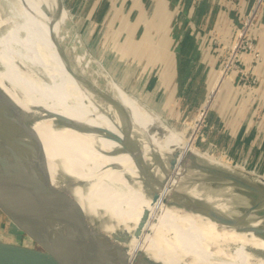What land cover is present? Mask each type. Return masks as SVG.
Here are the masks:
<instances>
[{
	"label": "bare ground",
	"instance_id": "6f19581e",
	"mask_svg": "<svg viewBox=\"0 0 264 264\" xmlns=\"http://www.w3.org/2000/svg\"><path fill=\"white\" fill-rule=\"evenodd\" d=\"M73 30L57 0H0V89L36 131L54 193L132 256L140 251L162 264L264 263V236L166 204L179 188L201 195L195 186L180 184L189 171L185 151L230 172L245 168L198 151L182 129L163 124L138 99L123 95ZM116 100L128 110L129 121ZM196 117L198 125L202 115ZM0 137L6 140L1 130ZM163 177L152 201L145 186Z\"/></svg>",
	"mask_w": 264,
	"mask_h": 264
},
{
	"label": "water",
	"instance_id": "95a60500",
	"mask_svg": "<svg viewBox=\"0 0 264 264\" xmlns=\"http://www.w3.org/2000/svg\"><path fill=\"white\" fill-rule=\"evenodd\" d=\"M57 6L68 13L63 0H57ZM58 49L68 58L60 43ZM114 103L122 118L129 121L128 110L117 100ZM69 125L76 128L73 122ZM0 130L6 138L0 137V233L9 237L0 238V264H162L146 258L140 251L130 255L125 246L78 215L64 195L54 193L36 131L1 89ZM102 131L120 141L114 132ZM183 158L189 161V171L180 184L195 186L201 195L179 188L175 199L167 205L264 236V174L238 175L199 160L190 151H185ZM175 162L174 151L168 159L170 169ZM165 182L163 177L154 179L153 186H145L152 201L159 197L156 185L163 186ZM216 203H223L224 208L218 209ZM140 225L137 224L134 234Z\"/></svg>",
	"mask_w": 264,
	"mask_h": 264
},
{
	"label": "crops",
	"instance_id": "0c3cea01",
	"mask_svg": "<svg viewBox=\"0 0 264 264\" xmlns=\"http://www.w3.org/2000/svg\"><path fill=\"white\" fill-rule=\"evenodd\" d=\"M101 1L91 0L90 12L84 15L88 38H102L119 58L136 65L137 74L147 75L146 87L155 90L170 119L194 116V120L220 62V52L208 33L214 32L224 42L230 40L237 23L231 2L104 0L103 13L94 18L92 12ZM247 4L244 1L242 9ZM263 31L264 6L252 31L256 48L264 55ZM241 60L257 75V81L251 86L222 85L206 114L203 138L232 158L245 157L249 166L264 174V60L254 61L249 52ZM104 67L112 73L106 64ZM152 74L156 79L149 86ZM143 105L150 108L152 104L145 100ZM155 105L156 110L150 109L160 115Z\"/></svg>",
	"mask_w": 264,
	"mask_h": 264
},
{
	"label": "rangeland",
	"instance_id": "374dc122",
	"mask_svg": "<svg viewBox=\"0 0 264 264\" xmlns=\"http://www.w3.org/2000/svg\"><path fill=\"white\" fill-rule=\"evenodd\" d=\"M63 3L65 7L68 9V15L69 17H71L72 26L74 27L76 31L79 32L80 36H82V38L85 39V42L87 43L86 45L92 52V55L99 61V63H101L103 66H105L106 64L108 68L111 69L112 73H110V75L113 78V81H115L116 84L118 85L123 95L130 97V98H134L135 100L138 99L137 102L141 105H143V102H145V100H148L150 104H152V105H149V107L155 110H156L155 103H157L158 109L161 110L160 115L158 112L148 107L147 108L150 109L155 114L156 118L160 120V122H162L163 124H169L172 127L179 129V130L182 129V132L184 133L185 137L193 139L194 146L198 151L200 150V152H205L206 154H209L217 159L228 162L230 165L237 164L234 162L235 160L241 161L244 159L247 161L246 166L243 167V169L245 168L244 171L234 170L232 171L233 173L242 175V176L244 174H247V176L249 177L251 175L249 174V172H252L253 176H255L256 174H263L257 171L256 169H252V167L249 166V162L245 157H239L236 159L233 158L234 160L230 161L228 158L224 157L221 154V151L223 149H219L216 146L209 145V143L205 141V138H203V136L207 129L206 116H204L202 120L198 122V125H196V118H197L196 116L194 120H192L193 118H187V119H181V120L170 119L169 116L165 113V111L161 109L158 103L159 101L156 99L155 90L149 89L146 87V82L148 78L147 75L137 74L136 65L129 59L119 58L115 52H112L108 48V46L105 45L106 43L104 42L102 38H99V40H95V37L88 38V35H87L89 32L88 23H87V20L84 18V14L82 15L81 12L79 11L81 10L80 8L82 4L85 3V0H78V4H77L78 9L76 10V12H72L68 8L66 0H63ZM108 61L109 62L112 61L111 64L109 63L108 65L107 63ZM136 96L138 98H136ZM218 167L220 169H225L220 166ZM2 228L4 229V227ZM0 234H1L0 238L9 239V237L6 236L5 233H0ZM15 240L22 241V239L20 240L15 239Z\"/></svg>",
	"mask_w": 264,
	"mask_h": 264
},
{
	"label": "built area",
	"instance_id": "2783aa9c",
	"mask_svg": "<svg viewBox=\"0 0 264 264\" xmlns=\"http://www.w3.org/2000/svg\"><path fill=\"white\" fill-rule=\"evenodd\" d=\"M197 1V0H195ZM236 13L237 23L233 30L232 36L229 41H221L220 37L214 32L208 33L211 43L217 47L220 52V62L216 69L215 78L208 89L206 97L201 106L196 110V114H201L202 118L206 116L211 105L224 83H229L234 87L251 86L256 83L257 75L251 71V68L246 67L241 56L243 53H251L254 61L264 60V55L256 48L255 42L252 38V31L256 27V21L264 6V0H229ZM247 1V7L242 9L241 4ZM264 35V31L262 32ZM194 117V116H193ZM192 117V118H193ZM201 118V120H202ZM209 145H213L209 143ZM221 154L231 158L227 153L222 150ZM246 166L247 161H234ZM252 169H255L252 167Z\"/></svg>",
	"mask_w": 264,
	"mask_h": 264
},
{
	"label": "trees",
	"instance_id": "16d2710c",
	"mask_svg": "<svg viewBox=\"0 0 264 264\" xmlns=\"http://www.w3.org/2000/svg\"><path fill=\"white\" fill-rule=\"evenodd\" d=\"M105 1L102 0L101 2H99L96 6V8L93 10L92 12V17L94 18H98L100 14L103 13L104 11V3ZM66 3H67V6L68 8L72 11V12H76V10L78 9V0H66ZM90 4H91V0H85V3L82 4L81 6V10H79L81 12V14L85 15V14H89L90 10H89V7H90ZM156 79V75L155 74H152L150 79H149V86H151L153 80Z\"/></svg>",
	"mask_w": 264,
	"mask_h": 264
}]
</instances>
